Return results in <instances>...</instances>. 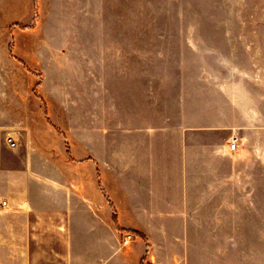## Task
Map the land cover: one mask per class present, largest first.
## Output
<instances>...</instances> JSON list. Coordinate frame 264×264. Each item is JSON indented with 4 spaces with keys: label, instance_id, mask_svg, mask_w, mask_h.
Segmentation results:
<instances>
[{
    "label": "crops",
    "instance_id": "0c3cea01",
    "mask_svg": "<svg viewBox=\"0 0 264 264\" xmlns=\"http://www.w3.org/2000/svg\"><path fill=\"white\" fill-rule=\"evenodd\" d=\"M70 65H43L46 113L0 75V264H262L264 63L150 91L111 63L80 76L78 109Z\"/></svg>",
    "mask_w": 264,
    "mask_h": 264
},
{
    "label": "rangeland",
    "instance_id": "374dc122",
    "mask_svg": "<svg viewBox=\"0 0 264 264\" xmlns=\"http://www.w3.org/2000/svg\"><path fill=\"white\" fill-rule=\"evenodd\" d=\"M64 57L73 109L80 76L94 86L111 63H134L149 91L161 74L206 75V63H264V0H0V75L19 78L32 107L48 111L43 65Z\"/></svg>",
    "mask_w": 264,
    "mask_h": 264
},
{
    "label": "built area",
    "instance_id": "2783aa9c",
    "mask_svg": "<svg viewBox=\"0 0 264 264\" xmlns=\"http://www.w3.org/2000/svg\"><path fill=\"white\" fill-rule=\"evenodd\" d=\"M7 142H8V145H9L12 149H16V148L18 147V145H17V141H16L13 137H8V138H7ZM236 146H237L236 142H233L232 145H231V149H232V150H235V149H236ZM2 206L6 207V206H7V202L4 201V202L2 203ZM130 238H131V236L128 235V236H127V239H130Z\"/></svg>",
    "mask_w": 264,
    "mask_h": 264
}]
</instances>
